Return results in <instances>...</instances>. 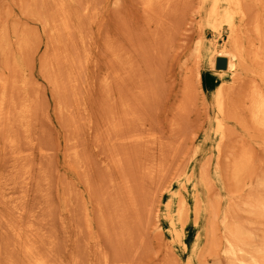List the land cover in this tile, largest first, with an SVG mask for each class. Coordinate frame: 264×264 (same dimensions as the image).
Segmentation results:
<instances>
[{
	"label": "rangeland",
	"instance_id": "1",
	"mask_svg": "<svg viewBox=\"0 0 264 264\" xmlns=\"http://www.w3.org/2000/svg\"><path fill=\"white\" fill-rule=\"evenodd\" d=\"M155 1L0 0V264H264V130L246 101L264 94V8L244 1L231 74L210 68L229 42L211 0Z\"/></svg>",
	"mask_w": 264,
	"mask_h": 264
},
{
	"label": "bare ground",
	"instance_id": "2",
	"mask_svg": "<svg viewBox=\"0 0 264 264\" xmlns=\"http://www.w3.org/2000/svg\"><path fill=\"white\" fill-rule=\"evenodd\" d=\"M145 1V4L147 5V8H148V6L151 8V6H153L154 4H153V2L155 1V0H144ZM203 1H205V0H203ZM221 1L222 0H211V6H210V9H209V12H208V14L206 15V20H205V22H206V25L209 27V29H210V31L212 32V34L214 33V34H217L218 35V37H220V33H221V31H222V29H223V27L226 29V31L228 32V37H229V42H228V44L227 45H222L219 49H216V48H214L213 50H211V53H210V57H209V62H210V68H211V70H214L215 69V62L218 60V59H223V60H225V68L224 69H218V71L219 72H223V71H225V72H229V73H231V74H233V73H235L237 70H238V67H240V66H242L243 67V63H244V61L246 60V56H247V52H246V46H244V43H243V38H242V34H241V32H240V30H238L239 28L237 27V24H236V19L237 18H239V20L240 21H242V18L244 17L243 16V11H245V10H243V8H245V6H246V8H247V5H248V3H246V2H244L245 0H224L225 1V6H223V8L221 9V5H220V3H221ZM251 1V0H250ZM252 1H256L259 5H260V3H261V6H263V8H264V0H252ZM156 2V1H155ZM245 3V5H244V7H243V4ZM153 4V5H152ZM156 4V3H155ZM251 4V3H250ZM255 4L256 3H254V5L252 6L251 5V9H249V10H252L253 11V9L256 7L255 6ZM145 5V6H146ZM249 6V5H248ZM254 7V8H253ZM150 8H148V9H150ZM153 8V7H152ZM253 8V9H252ZM148 9H147V11H148ZM248 9V8H247ZM256 9V8H255ZM248 10V11H249ZM258 10V9H257ZM263 9L261 8V11H262ZM153 11V10H152ZM247 10H246V13L248 14V13H250V12H248ZM148 12H151V11H148ZM247 14H246V17H247V19H248V17L249 16H247ZM258 14H260L259 12H258ZM263 14H264V12H263ZM263 14H261V15H263ZM252 16V15H251ZM250 16V17H251ZM264 16V15H263ZM259 15H258V19H259ZM254 18V17H253ZM261 18V17H260ZM246 19V20H247ZM249 20V19H248ZM247 20V21H248ZM257 20V19H256ZM245 22L244 23V25L247 23L248 24V26H249V29L248 30H250V26H251V23H250V21H248V22ZM252 22L253 21H255V19H253V20H251ZM258 21V20H257ZM48 23V22H47ZM46 23V24H47ZM262 23V22H261ZM253 24V23H252ZM255 25H257L256 23H254ZM263 25V24H262ZM48 26V25H47ZM66 26V25H65ZM247 26V25H246ZM247 26V27H248ZM262 27V26H261ZM245 28V27H244ZM244 28H243V30H244ZM262 30V29H261ZM200 31V30H199ZM250 32H252V29H251V31ZM250 32H246V34H248L249 33V35H250ZM255 32L258 34V35H260L261 33H260V29L256 26V28H255ZM253 33V32H252ZM264 34V33H263ZM253 35V34H252ZM251 35V36H252ZM243 36H245V35H243ZM250 36V37H251ZM253 37V36H252ZM227 38V37H226ZM214 39V38H213ZM254 39V38H253ZM2 40V39H1ZM24 40V39H23ZM26 40V39H25ZM257 40V39H256ZM255 40V41H256ZM222 41V40H221ZM258 42V41H257ZM263 43V42H262ZM22 44V43H21ZM26 44V43H25ZM196 51L197 52H199L200 53V51H201V49H202V46H203V41L200 39L199 41L197 40L196 41ZM23 45V44H22ZM247 45V44H246ZM261 45V44H260ZM260 45H257V46H260ZM195 46V45H194ZM248 48V47H247ZM249 50V49H248ZM195 51V50H194ZM254 51V50H253ZM262 51H264V49L262 50ZM251 52V51H250ZM194 53V52H193ZM262 53V52H261ZM198 55V54H197ZM252 59H253V61H255L256 63H261V54H259V53H254L253 54V57H252ZM248 61V60H247ZM250 63H252V61L250 62ZM246 65V64H245ZM255 65V64H254ZM256 67V66H255ZM244 68L245 69H248V67L247 66H244ZM243 68V69H244ZM257 68V67H256ZM240 69V68H239ZM249 70V69H248ZM250 72H251V69H250ZM263 72H264V70H263ZM251 73H253V72H251ZM263 74V73H262ZM254 75V74H253ZM256 75V74H255ZM234 77V76H233ZM258 77V76H257ZM261 77V76H260ZM259 77V78H260ZM258 78V79H259ZM262 78V77H261ZM260 78V80H262ZM18 80V79H17ZM264 81V80H263ZM18 83V82H17ZM23 84H24V82H22ZM22 83L20 84V85H22ZM4 84V83H3ZM2 84V85H3ZM6 85V84H5ZM25 85V84H24ZM227 86H229V85H227ZM232 87V83H231V86H229V88L230 89H232L231 88ZM3 88H5V86L3 87ZM2 88V89H3ZM22 88V87H21ZM228 87H227V89H226V87H224L223 85H219L216 89H215V91H214V93H213V96H212V98H213V107H214V111H215V113H216V117L214 118V125H215V127H216V131L217 132H220V133H222V132H224V121L221 119V116H222V114H223V112H224V106H225V101H226V99H227V95H228V89H229ZM262 89V88H261ZM5 90H7V89H5ZM3 91V90H2ZM248 92V91H247ZM249 93V92H248ZM4 94V93H3ZM6 94V93H5ZM250 94V93H249ZM6 97H7V94H6ZM3 98V97H2ZM246 101H250V107H249V112H251V119H252V121H253V123L255 124V126L256 127H258L259 129H262V130H264V94H263V92L260 90V89H257L256 87H254L253 88V90L251 91V94H250V96H249V100H248V97H247V94H246ZM4 99V98H3ZM7 99V98H6ZM245 99V98H244ZM5 101V100H4ZM245 101V100H244ZM1 103V102H0ZM4 104H5V102H4ZM3 104V105H4ZM2 105V104H1ZM0 105V106H1ZM6 107V106H5ZM2 108H3V106H2ZM1 107H0V110L2 109ZM23 110H25V109H22V111ZM3 111V110H2ZM1 111V112H2ZM21 111V112H22ZM4 112V111H3ZM25 112V111H24ZM23 114H25V113H23ZM25 115H27V114H25ZM24 115V117H26ZM23 117V116H22ZM28 117V116H27ZM25 120H26V118H24ZM23 123V122H22ZM215 131V132H216ZM211 132H212V130H211ZM259 132V131H258ZM223 135H225V134H223ZM220 139V138H219ZM217 147H218V145H216ZM196 154V153H195ZM243 159V158H242ZM249 161V160H248ZM245 162V161H244ZM246 164H247V161L245 162ZM73 170V169H72ZM76 173V172H75ZM241 175V174H240ZM181 176V175H180ZM190 176V175H189ZM182 177V176H181ZM240 177V176H239ZM241 177H243L242 175H241ZM201 178V177H200ZM203 178V177H202ZM205 179V178H204ZM234 179V178H233ZM235 179H237V178H235ZM239 179V178H238ZM202 180V179H201ZM191 181V180H190ZM203 181V180H202ZM7 182V181H6ZM174 182V181H173ZM9 184V183H8ZM171 184V183H170ZM183 184V183H182ZM187 184V183H186ZM208 185V184H207ZM204 186H205V183H204ZM210 186V185H209ZM74 187V186H73ZM169 187V186H168ZM86 189H88L87 187H86ZM85 189V190H86ZM184 189H186L185 187H184ZM193 189H194V187H193ZM168 190V189H167ZM170 190V189H169ZM196 190V189H195ZM163 191V190H162ZM186 191V190H185ZM91 192V191H90ZM179 192H180V190H179ZM163 193H164V191H163ZM196 193H197V191H196ZM79 194V193H78ZM89 194H91V193H89ZM172 194V193H171ZM92 195V194H91ZM179 195H181V194H179ZM198 195V194H197ZM209 196V195H208ZM176 197V196H175ZM179 197V196H178ZM82 198V197H81ZM94 198V197H93ZM198 198V197H197ZM209 198V197H208ZM207 198V199H208ZM78 199V198H77ZM194 199H196V198H194ZM82 200V199H81ZM90 200H91V198H90ZM92 201V200H91ZM94 201V200H93ZM85 202V201H84ZM183 202H185L184 200H183ZM196 202H197V200H196ZM195 202V203H196ZM170 204V203H169ZM178 204V208H179V206H180V204L179 203H177ZM199 204V203H198ZM183 205V204H182ZM195 205V204H194ZM204 205V204H203ZM183 206H185V205H183ZM66 207H68V206H66ZM198 207H199V209L198 210H200V206L198 205ZM21 208H22V206H21ZM182 208V207H181ZM184 208V207H183ZM179 210V209H178ZM182 210H184V209H182ZM182 210H181V212H182ZM194 210H196V209H194ZM85 211V210H84ZM158 211V210H157ZM169 211V210H168ZM197 211V210H196ZM196 211H194V212H196ZM21 212H23V211H21ZM20 212V213H21ZM17 213V212H16ZM19 213V215H21ZM180 213V212H179ZM197 213V212H196ZM196 213L195 214H193V215H195L196 216ZM210 213H211V211H210ZM93 214H94V212H93ZM155 214H157V213H155ZM186 215V214H185ZM86 216V215H85ZM157 216V215H156ZM180 216H181V214H180ZM198 216V215H197ZM21 217V216H20ZM179 217V216H178ZM183 218H184V215L182 216ZM194 217V216H193ZM95 218V217H94ZM157 218V217H156ZM182 218V220H184ZM185 218H187L186 216H185ZM196 218V217H195ZM27 220V219H26ZM83 220V219H82ZM85 220V219H84ZM87 220V219H86ZM181 220V219H180ZM16 221V220H15ZM24 221V220H23ZM33 221V220H32ZM35 221V220H34ZM6 222V221H5ZM30 222V221H29ZM84 222V221H83ZM82 222V223H83ZM86 222V221H85ZM181 222V221H180ZM3 223H4V220H3ZM10 223H12V222H10ZM35 223V222H34ZM8 224V223H7ZM86 224V223H85ZM91 224V223H90ZM89 223H88V225H90ZM182 224H183V222H182ZM3 225V224H2ZM5 225V224H4ZM10 225V224H9ZM23 225V224H22ZM25 225H26V223H25ZM36 225V224H35ZM193 225V224H192ZM13 226V227H12ZM12 226L10 225V227H12V228H10L9 230L10 231H12V234H13V230H14V226H16V225H13V223H12ZM83 226H84V223H83ZM2 227V226H1ZM17 227H18V225H17ZM20 227V226H19ZM18 227V228H19ZM29 227V229H30V227L31 226H28ZM90 227V226H89ZM230 227V226H229ZM5 228V227H4ZM6 228H7V226H6ZM5 228V229H6ZM9 228V227H8ZM7 228V229H8ZM18 228H16L17 229V231H18ZM25 228V227H24ZM211 228V227H210ZM12 229V230H11ZM15 229V230H16ZM32 229V228H31ZM30 229V230H31ZM97 229V228H96ZM227 229V228H226ZM238 229V228H237ZM2 230H4V229H2ZM22 229L20 228V230L18 231V232H20ZM25 230H27V231H29L28 230V228L27 229H25ZM228 230V229H227ZM27 231H26V233H27ZM33 231V230H32ZM32 231L31 232H29V233H32ZM97 231V230H96ZM233 231V230H232ZM212 232V231H211ZM5 233L7 234V231H5ZM90 233V232H89ZM174 233H175V237L176 238H179L180 237V235H179V232L176 230V229H174ZM4 234V233H3ZM15 234V233H14ZM22 234H23V232H22ZM40 234V233H39ZM11 235V234H10ZM18 234H16L15 235V238H16V236H17ZM26 235V234H25ZM25 235H23L24 236V239H25ZM0 236H2V235H0ZM7 236V235H6ZM9 236V235H8ZM41 236V235H40ZM18 238H16L17 240L19 239V235L17 236ZM27 237V236H26ZM35 237V236H34ZM233 237V236H232ZM12 238H14V235L12 236ZM33 238V237H32ZM37 238H38V236H37ZM1 239V238H0ZM10 238H8V240H9ZM30 239V238H29ZM235 239V238H234ZM2 240V239H1ZM20 240V239H19ZM227 240V239H226ZM232 240V239H231ZM249 240V239H248ZM27 241V240H26ZM86 241H87V239H86ZM9 242V241H8ZM24 242V241H23ZM28 242V241H27ZM27 242H25V244L27 243ZM31 242V241H30ZM38 242V241H37ZM43 242V241H42ZM46 242V239H45V241H44V244H46L45 243ZM88 242V241H87ZM86 242V243H87ZM16 243V242H15ZM217 243V242H216ZM233 243H235L234 242V240H233ZM232 242H230V241H226V246H227V248H226V246L224 247L225 249V254L226 255H228V257H236L237 255H238V253L239 252H241V249H238L236 246H237V244H233ZM9 244V243H8ZM7 244V245H8ZM13 244V242L11 243V245ZM22 244H24V243H22ZM38 244V243H37ZM214 244V243H213ZM225 244V243H224ZM10 245V246H11ZM27 245V244H26ZM29 246H31L30 244H28ZM40 245V244H39ZM51 245V244H50ZM100 245V244H99ZM23 246L24 245H22V248H23ZM33 246V245H32ZM45 246V245H44ZM54 246V245H53ZM27 247L28 246H26L25 248H26V252H24L25 251V249H24V253H26L27 254V252L29 253L30 252V250L29 249H27ZM35 247V246H34ZM47 247V246H46ZM97 247V246H96ZM99 247V246H98ZM1 248H2V246H1ZM56 249H57V247H55ZM33 249V248H32ZM41 249V248H40ZM44 249V248H43ZM42 249V250H43ZM52 249V248H51ZM87 249V248H86ZM210 249V248H209ZM3 250H5V248L3 249ZM12 250V249H11ZM39 249H37V251H38ZM48 250V249H47ZM46 250V251H47ZM213 250V249H212ZM49 251V250H48ZM260 251V250H259ZM6 252V251H5ZM16 252V251H15ZM32 252H34L33 250H32ZM44 251H42L41 252V254L43 253ZM56 252V251H55ZM91 252V251H90ZM98 252V251H97ZM208 252V251H207ZM4 253V252H3ZM49 253V252H48ZM52 253V252H51ZM93 253V252H92ZM40 254V255H41ZM44 254H46V258L45 259H43L41 256H39L38 255V257H37V255H35V256H33V255H31L33 258V260H34V262H32V264H49V263H51V260H50V262H49V260H48V262H47V260L46 259H48L47 258V253H44ZM71 254V253H70ZM212 254V253H211ZM4 255H5V253H4ZM27 255H29V254H27ZM26 255V256H27ZM51 255V254H50ZM54 255H55V253H54ZM206 255V254H205ZM204 255V256H205ZM30 256V255H29ZM57 256V255H56ZM218 256V255H217ZM1 257V256H0ZM10 257V256H9ZM15 257V256H14ZM17 257V256H16ZM49 257H51V256H49ZM53 257V256H52ZM28 258V257H27ZM59 258V257H58ZM229 258V260H232V259H230ZM239 258V257H238ZM237 258V259H238ZM243 258V257H242ZM248 258V257H247ZM253 259L252 257H249L248 259ZM14 259V258H13ZM31 259V258H30ZM31 259V260H32ZM240 259V258H239ZM244 259V258H243ZM246 259V258H245ZM17 260H19V258L17 259ZM17 260H16V262H17ZM29 260V259H28ZM234 260V259H233ZM236 260V259H235ZM234 260V261H235ZM12 261V260H11ZM53 261V260H52ZM55 261V260H54ZM204 261V260H203ZM243 261V260H242ZM241 261V259H240V261L238 260V262H239V264H243L244 262H242ZM245 261V260H244ZM0 262H1V260H0ZM15 262V263H16ZM19 262V261H18ZM26 262V261H25ZM57 262V261H56ZM238 262H236V263H238ZM253 262V264H258L259 262H257L256 260H253L252 261ZM4 263V262H3ZM8 263V262H7ZM27 263V262H26ZM54 263V262H53ZM125 263V262H124ZM235 263V264H236ZM30 264H31V261H30ZM56 264H58V263H56ZM63 264V263H62ZM73 264V263H72ZM118 264V263H117ZM202 264V263H201ZM204 264H206L205 262H204ZM247 264V263H246Z\"/></svg>",
	"mask_w": 264,
	"mask_h": 264
},
{
	"label": "water",
	"instance_id": "3",
	"mask_svg": "<svg viewBox=\"0 0 264 264\" xmlns=\"http://www.w3.org/2000/svg\"><path fill=\"white\" fill-rule=\"evenodd\" d=\"M225 68V60L218 59L217 60V69H224Z\"/></svg>",
	"mask_w": 264,
	"mask_h": 264
}]
</instances>
